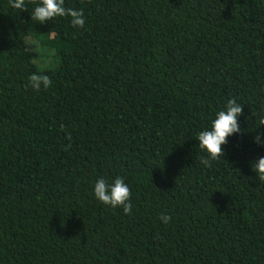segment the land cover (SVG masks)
I'll list each match as a JSON object with an SVG mask.
<instances>
[{"label":"trees","instance_id":"16d2710c","mask_svg":"<svg viewBox=\"0 0 264 264\" xmlns=\"http://www.w3.org/2000/svg\"><path fill=\"white\" fill-rule=\"evenodd\" d=\"M38 4L0 0V264H264V0H65L82 28ZM233 98L241 133L206 166ZM117 176L131 214L94 196Z\"/></svg>","mask_w":264,"mask_h":264},{"label":"clouds","instance_id":"9594fccd","mask_svg":"<svg viewBox=\"0 0 264 264\" xmlns=\"http://www.w3.org/2000/svg\"><path fill=\"white\" fill-rule=\"evenodd\" d=\"M9 4L14 9L27 10L25 0H9ZM64 4L65 0H40V4L31 13V19L39 23H45L55 17L67 16L71 17L70 22L74 27L82 28L85 24L83 10L66 8ZM51 83V78L43 73H32L28 78V86L37 91L42 86L47 89ZM242 112V105L237 103L234 98L229 99L226 109L219 111L216 118L212 120L210 130H203L198 133L196 139L199 148L205 150L208 157H210V159L201 158L203 164L210 167L211 160L223 157L224 149L222 146L228 142V137L241 133L237 117ZM259 125H264V118L261 119ZM254 139L257 144H260L261 134L258 133ZM251 168L256 173L258 180L264 182V156L253 160ZM94 196L105 205H110L113 208L121 207L125 214H131V191L123 177L117 176L112 183L106 182L103 178L98 179L94 184ZM160 219L167 224L171 217L161 215Z\"/></svg>","mask_w":264,"mask_h":264},{"label":"rangeland","instance_id":"374dc122","mask_svg":"<svg viewBox=\"0 0 264 264\" xmlns=\"http://www.w3.org/2000/svg\"><path fill=\"white\" fill-rule=\"evenodd\" d=\"M56 60H53L49 52H44L40 54L35 55L33 57V62L35 63L37 68H45L49 66H53Z\"/></svg>","mask_w":264,"mask_h":264}]
</instances>
